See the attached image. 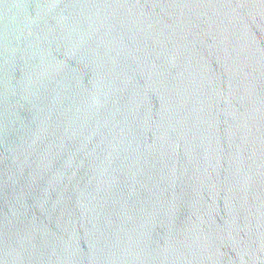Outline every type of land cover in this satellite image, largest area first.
Wrapping results in <instances>:
<instances>
[{
    "label": "water",
    "instance_id": "obj_1",
    "mask_svg": "<svg viewBox=\"0 0 264 264\" xmlns=\"http://www.w3.org/2000/svg\"><path fill=\"white\" fill-rule=\"evenodd\" d=\"M0 264H264V0H0Z\"/></svg>",
    "mask_w": 264,
    "mask_h": 264
}]
</instances>
